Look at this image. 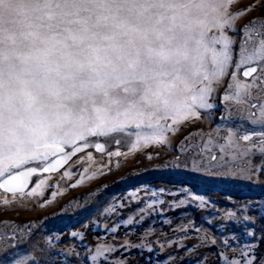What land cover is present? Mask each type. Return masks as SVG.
Segmentation results:
<instances>
[{
  "label": "rangeland",
  "instance_id": "374dc122",
  "mask_svg": "<svg viewBox=\"0 0 264 264\" xmlns=\"http://www.w3.org/2000/svg\"><path fill=\"white\" fill-rule=\"evenodd\" d=\"M228 11L245 14L207 33L235 42L211 107L161 121L159 142L130 126L11 169L37 171L22 190L0 188V264H264V61L235 66L244 40L251 51L264 33V0Z\"/></svg>",
  "mask_w": 264,
  "mask_h": 264
},
{
  "label": "snow or ice",
  "instance_id": "6c2138e0",
  "mask_svg": "<svg viewBox=\"0 0 264 264\" xmlns=\"http://www.w3.org/2000/svg\"><path fill=\"white\" fill-rule=\"evenodd\" d=\"M235 2L0 0V177L9 173L0 188L22 190L37 169H11L47 160L62 145L130 126L153 129L142 138L159 142L161 121L211 107L210 85L226 75L235 42L207 33L245 14L228 11ZM255 34L261 38L251 51L248 39L241 44L237 69L264 61V33ZM197 81L205 86L193 91Z\"/></svg>",
  "mask_w": 264,
  "mask_h": 264
}]
</instances>
